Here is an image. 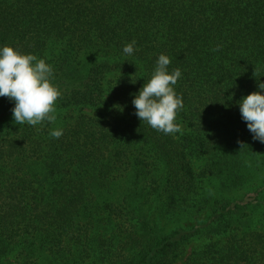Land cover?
<instances>
[{
  "label": "trees",
  "instance_id": "trees-1",
  "mask_svg": "<svg viewBox=\"0 0 264 264\" xmlns=\"http://www.w3.org/2000/svg\"><path fill=\"white\" fill-rule=\"evenodd\" d=\"M3 45L62 96L36 126L0 97V264H264V143L237 104L264 82V0H0ZM161 54L183 135L131 103Z\"/></svg>",
  "mask_w": 264,
  "mask_h": 264
},
{
  "label": "clouds",
  "instance_id": "clouds-1",
  "mask_svg": "<svg viewBox=\"0 0 264 264\" xmlns=\"http://www.w3.org/2000/svg\"><path fill=\"white\" fill-rule=\"evenodd\" d=\"M134 46L135 41L126 44L123 53L132 55L137 50ZM170 64L169 56L159 55L151 78L134 95L131 103L137 118L152 129L165 135H183L184 128L176 121L184 108V101L182 95L175 91L182 72L179 68L169 72ZM61 96V90L54 83L51 64L13 46H0V97H8L15 102L12 109L15 123L31 126L45 121L54 123L56 104ZM237 104L253 140L264 143V82H259L258 91L243 97ZM49 135L59 139L63 129H53Z\"/></svg>",
  "mask_w": 264,
  "mask_h": 264
},
{
  "label": "rangeland",
  "instance_id": "rangeland-1",
  "mask_svg": "<svg viewBox=\"0 0 264 264\" xmlns=\"http://www.w3.org/2000/svg\"><path fill=\"white\" fill-rule=\"evenodd\" d=\"M57 122H58V120H57ZM182 127L185 128L184 125H183ZM202 165H203V162H202V161H197V162L195 163L196 168H200ZM197 245H199V244L194 243V245L192 244L191 247H190L189 249L195 248Z\"/></svg>",
  "mask_w": 264,
  "mask_h": 264
}]
</instances>
